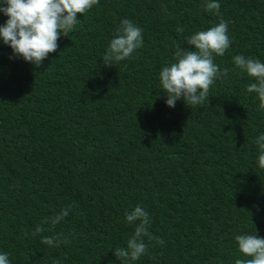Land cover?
I'll return each instance as SVG.
<instances>
[{
  "label": "trees",
  "instance_id": "obj_1",
  "mask_svg": "<svg viewBox=\"0 0 264 264\" xmlns=\"http://www.w3.org/2000/svg\"><path fill=\"white\" fill-rule=\"evenodd\" d=\"M62 1L0 0V264H264V0Z\"/></svg>",
  "mask_w": 264,
  "mask_h": 264
},
{
  "label": "water",
  "instance_id": "obj_2",
  "mask_svg": "<svg viewBox=\"0 0 264 264\" xmlns=\"http://www.w3.org/2000/svg\"><path fill=\"white\" fill-rule=\"evenodd\" d=\"M65 2H66V0H63V1H62V9H63V13H64L65 17L67 18L68 26H67L66 30L64 31L63 37L61 38L60 41H58V42H56V43H48V44H44V45H51V44H52V45H57V44H59V43H60L61 41H63V40L65 39V37L67 36L68 29H69V28H72V27L74 26L73 21L67 16L66 11H65V9H64V8H65ZM31 46H34V47H40L41 44H40V43L28 44V45H26L25 47H31ZM11 50H14V49H0V52H3V51H11Z\"/></svg>",
  "mask_w": 264,
  "mask_h": 264
}]
</instances>
